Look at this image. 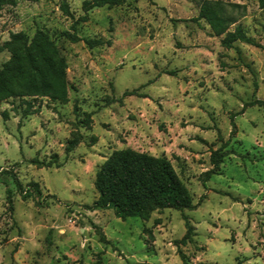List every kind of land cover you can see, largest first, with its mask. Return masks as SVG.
Segmentation results:
<instances>
[{
	"label": "rangeland",
	"instance_id": "1",
	"mask_svg": "<svg viewBox=\"0 0 264 264\" xmlns=\"http://www.w3.org/2000/svg\"><path fill=\"white\" fill-rule=\"evenodd\" d=\"M82 1L0 8V45L40 30L56 53L32 48L33 58L42 69L60 58L65 81V102L37 98L30 114L17 99L0 103V264H264V106L244 107L264 104V4L220 0L239 5L236 24L256 45L224 49L193 21L200 0H124L86 13ZM81 17L80 41L59 36ZM7 58L1 51L0 65ZM72 132L80 140L65 155ZM124 148L165 157L193 207L147 220L92 209L95 171ZM216 149L219 174L204 182ZM51 155L58 166H41ZM28 183L39 194L22 200L16 184ZM182 215L193 231L185 245Z\"/></svg>",
	"mask_w": 264,
	"mask_h": 264
},
{
	"label": "trees",
	"instance_id": "2",
	"mask_svg": "<svg viewBox=\"0 0 264 264\" xmlns=\"http://www.w3.org/2000/svg\"><path fill=\"white\" fill-rule=\"evenodd\" d=\"M17 1L36 2L37 0H0L2 6H14ZM195 1V0H192ZM124 3V0H84L81 3L83 13L92 8L115 7ZM261 5L264 0H259ZM60 11L65 16H70L65 3L59 4ZM240 7L236 4H226L220 0L197 1V15L193 21L202 20L209 28L210 34L220 38L219 44L224 49H229L235 42H242L252 46V42L245 35L241 26L236 24L240 17ZM85 17L75 20L70 30L62 31L59 36L70 43L80 41L75 34V25ZM233 26L232 30L229 28ZM88 48L101 44L98 40H83ZM36 51L48 50L55 54L53 41L40 30H36L29 41L22 32L9 33L7 40L0 45V52L5 51L8 58L0 65V103L8 99H17L24 105L25 115L30 114L32 102L37 98H48L65 102V81L63 63L55 56L52 67L39 68L37 59L33 58V49ZM132 96L134 91L123 93ZM263 107L260 101H251L244 107ZM243 110V107L242 109ZM88 115L81 121L86 125ZM233 126V124H232ZM234 129V126L232 127ZM80 135L72 132L66 140L65 155L78 144ZM224 152L216 149L209 154L211 168L202 174L203 181L210 176L219 174V165L222 163ZM34 164L40 165L37 161ZM57 165L56 155H51L50 160L41 166ZM96 193L92 209H111L115 218H138L147 220L151 213L164 209L178 212L190 210L193 205L191 197L179 180L169 161L165 157H154L146 153L134 151L129 148L112 151L98 166L92 182ZM22 200L39 194L36 183H28L26 188L16 184ZM6 199L10 204V191L5 189ZM185 232L179 243L185 245L191 241L192 227L182 215ZM104 239L100 237V241ZM183 261V255H179ZM184 263V262H183Z\"/></svg>",
	"mask_w": 264,
	"mask_h": 264
}]
</instances>
